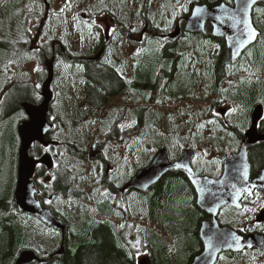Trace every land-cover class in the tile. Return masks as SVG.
Wrapping results in <instances>:
<instances>
[{
  "label": "trees",
  "instance_id": "trees-1",
  "mask_svg": "<svg viewBox=\"0 0 264 264\" xmlns=\"http://www.w3.org/2000/svg\"><path fill=\"white\" fill-rule=\"evenodd\" d=\"M223 0H218L216 3H208L207 1H199L197 3L206 4L212 6ZM192 5H190L191 7ZM253 18L255 23L257 19L262 23L259 29L260 35L254 45H252L234 64L230 61V55L222 41L215 40L207 35H194L190 43L194 44V47H201L203 58L206 60V69L204 73H201L202 93L195 94L194 96L201 104L208 101H214V96L220 97V92L216 91L217 87L207 88L206 78L207 75L217 74L218 78H230V80H236L239 77L250 82L249 87L244 92L242 101L245 105H249V111L243 119L244 126H242L241 132H239V123L236 122V115L233 118L232 125L226 127L223 123H218V126L210 127L206 125L205 112L202 111L196 114L197 119H201L202 125H197L194 129L192 124L188 123L190 129L186 130L188 135L181 137L185 131L182 121H178L180 118H175V123H172V128H176V131L169 133L162 131V125L166 120L165 114L162 115V122L158 123V119L151 110L150 118L153 126L157 127L156 132L153 131L154 136L151 137L150 142L155 143L156 149H169L168 144L177 141V148L175 152L169 151L171 160H176L181 155L185 147L192 148L197 151L199 148L197 145H206L205 151L208 152L210 148H216L215 146L223 147L228 146L227 143L220 141L223 133L234 134L239 140L242 139V132L247 127L250 121V115L254 107L260 103L264 106V1L256 6ZM41 15V14H40ZM184 16V15H183ZM187 16V15H185ZM256 18V19H255ZM16 21V16L10 23V26ZM209 32V29H208ZM205 41L208 43H202ZM179 43V42H178ZM219 43V44H218ZM58 41H53L49 45H44L41 51H38V57L40 61L46 58V55H50V59H55L57 55L63 56L61 47H59ZM184 45V42H180ZM11 43L6 42L0 38V56L4 57L2 50L11 51ZM50 48V52H47V48ZM176 46V43H172L169 48H164V61L161 59L154 60L152 64V71L148 72V78L152 77V73L156 69V62L166 63L167 67L177 66V70L180 66H185L186 55L181 54L180 51L186 48ZM12 53H8L13 55ZM67 55H69L67 53ZM7 57V56H6ZM5 57V58H6ZM13 58V56H12ZM160 58V57H159ZM250 59V60H249ZM189 60L196 62L193 53H190ZM190 63V62H188ZM68 64V63H67ZM151 65V63H149ZM75 65V64H73ZM69 64L67 72H65V83L60 79L55 78L54 85L61 87L63 91L66 90L65 94H71V107L66 106L65 94H56L53 87V103L52 106L58 105L60 113L55 116L53 115L54 121V132H64L65 138L63 140L54 141L56 146L52 147L57 150L56 154H52V168L50 170L52 180L49 183L52 194V200L60 203L61 211L56 209L52 203L48 204L44 200L43 192L45 187L39 183V179L43 177V173L46 172V168L39 166L36 168L34 181L39 190L37 198L40 200L43 207H46L52 211V213L60 219L65 225V231L62 233L58 230H54L42 224L39 220L34 217L18 213L12 203L13 191L15 188L16 180V167H17V148L18 138H16V147L13 151V162L14 169L13 174V186L11 196L8 198L5 195L4 190L7 188L6 181L2 186L0 192V244L3 246V250L0 252V264H15L18 256L25 251H30L35 254L39 261H34L32 264H138L136 263V256L139 253H148L150 264H175L172 254V250L167 243L168 238L176 240V238H183L184 243L196 241L199 245V250L192 254L188 263L192 261L194 257L199 255L201 252V243L198 238V227L199 222L207 219V215L202 213L195 204L194 191L187 181L186 177L179 172L168 173L164 178L154 187L146 192H138L130 190L128 192L120 193V184H114L106 179L104 171L100 192L105 191L106 196L103 200H100L96 196H90L88 190V182L92 175L91 164L96 163L90 159L88 146L91 143H95L94 146L99 155V162L104 163L103 157L106 154L114 155V149L111 145L119 144L115 141V137L120 136L123 141H126L128 137H134L135 133L124 132L122 135L118 134L119 127L113 125L107 131V134L102 140H96L93 138L96 133L101 132V129L105 127H98L93 132V124L76 122L74 127L71 129H64L62 123L58 120V116L64 111V108H68L69 113L78 112L77 109L81 110L87 118L91 117L93 121V113L98 111L105 103L112 99H119L126 90L127 74L121 69L115 70L111 66L106 68H97L95 64H87V72L85 74V91L81 88L82 93L79 98L70 93L69 85L76 81L77 74L74 73L75 67ZM188 66V64H187ZM9 69V68H8ZM119 71L121 73H119ZM188 71H191L188 68ZM8 72V71H7ZM6 72V73H7ZM14 74V72H12ZM63 74V76H64ZM246 75L248 77H246ZM37 80H39V73L36 74ZM166 76V75H165ZM164 76V77H165ZM13 79H0L6 85L7 89L0 100V121H3L7 117L16 114L18 117L22 115L21 104L29 103L38 105L41 102V97L38 95H32L31 87L25 86L24 81ZM20 82L25 88V92L19 91V88H14L11 96L7 98L12 86L11 83ZM232 86V85H231ZM231 86L222 94L223 98H228V93L231 91ZM18 90V91H17ZM203 95V96H202ZM175 96V95H174ZM180 96V95H179ZM191 97V96H189ZM188 97V98H189ZM184 98V99H188ZM202 98V100H200ZM69 100V99H68ZM175 101V99H173ZM81 102V104H79ZM189 102V100H188ZM65 103V104H64ZM213 103V102H212ZM10 104V105H9ZM7 105H9L7 107ZM143 106V105H142ZM53 109V107H52ZM146 110V109H145ZM144 109L137 110L138 122L137 126H140L143 122H146ZM177 112L172 114L175 116ZM237 114V113H236ZM168 115V114H167ZM200 117V118H199ZM56 118V120H55ZM243 118L239 114V119ZM23 120V119H22ZM59 121V122H58ZM107 123V122H106ZM105 123V124H106ZM176 123L178 125H176ZM90 124V125H89ZM104 124V125H105ZM174 124V125H173ZM159 126V127H158ZM208 126V127H207ZM260 131L264 129L263 123L261 124ZM184 129V130H183ZM82 132V133H81ZM94 133V134H92ZM190 137L191 142H185L186 137ZM169 137V138H168ZM209 137V138H208ZM153 141V142H152ZM121 142V141H120ZM144 142H140L137 149ZM121 144V143H120ZM238 144V143H237ZM136 146V145H135ZM154 146L149 145V152ZM197 146V147H196ZM134 151L138 153V150ZM120 151L119 147L116 149ZM131 151V150H130ZM156 151V150H155ZM155 151L152 156L141 168L147 166L153 158ZM220 152V149L218 150ZM43 147L36 144L35 149L29 153L30 157L39 159L42 156ZM129 152L126 151L125 153ZM203 152V153H206ZM229 152V151H228ZM228 152H221L226 154ZM197 153H202L201 150ZM223 157V155L221 156ZM199 159L194 161L195 168L203 173L199 175H211L207 172L206 167L203 165V161ZM249 161L252 165V177L264 167V144L253 147L250 150ZM142 162V161H141ZM200 162V163H199ZM201 166V167H200ZM116 168V167H115ZM140 169V168H139ZM14 171V173H13ZM135 174V173H134ZM133 174V175H134ZM129 179L127 180V182ZM124 183V182H123ZM250 204V201L245 199V207ZM252 216H250L251 218ZM249 219H245L246 223ZM164 222V227L161 225ZM230 227V226H229ZM232 227V226H231ZM158 231H162V235L165 236V240L160 239ZM138 242V247L135 243ZM185 244V245H187ZM63 248L62 255H57L54 251L55 246ZM239 255V264L246 258ZM235 262V261H233Z\"/></svg>",
  "mask_w": 264,
  "mask_h": 264
},
{
  "label": "rangeland",
  "instance_id": "rangeland-1",
  "mask_svg": "<svg viewBox=\"0 0 264 264\" xmlns=\"http://www.w3.org/2000/svg\"><path fill=\"white\" fill-rule=\"evenodd\" d=\"M105 1L106 0H51V2L48 3L49 10H47L46 6L43 5L42 0H0V38L8 43H11V51L2 50L4 57L0 56V79L8 80L10 78H17L18 76L20 79L17 80H22L24 81L25 86L31 87L32 95H38V97H40L42 84L49 78L51 64L49 55H46V58L43 60V62L40 61V58L38 57V51H41L42 46L48 45L53 41H58V45L61 47L60 50L65 49V52L74 58L96 57L98 53L95 51L97 44L95 35L97 36V33L94 31V35L93 30H91L93 29V23H91V21L101 18L105 14L104 12H101L103 9H109V12L114 15L115 19L121 20L123 19V11L127 9V6L130 10V2H139V6H141V0H130V2L129 0H111V4L107 6H105ZM199 1L204 0H148V18L154 21L158 30L167 31L176 20H179L183 16L182 12L187 13L190 3ZM205 1L208 3H216L218 0ZM226 1L229 2L228 0ZM255 10L256 9H254V13ZM15 16L16 21L12 24V26L8 27ZM256 21L257 23H255L254 20L255 26L258 24L257 27L262 29V23H260L258 19ZM98 22L102 28L103 25L100 20ZM110 31L109 32L111 34L109 35L108 43L112 44L113 40L115 41L112 44L113 47L107 49V56H109V61H111L112 58L115 59V62L113 63L118 68L120 65H122L121 62H125L126 65L127 60L132 58L133 55L138 52V50L130 49L128 52L127 50L124 51L122 48L118 47L117 43H119L118 41L121 39H118L117 36H113L112 30ZM134 35L138 38V32L134 33ZM187 39L188 37H185L180 42H183ZM203 43L206 42L202 41L201 44ZM206 44L208 45V43ZM201 47L198 46L194 50L193 55L196 62L189 60L190 53L185 54L187 59L186 63L184 64L185 66H180L178 68L175 77L171 82L166 81L167 84L169 83L167 86L165 82L164 87L166 86L167 89L165 88L162 91L157 102L154 100L152 102L149 101L143 103L142 106L138 101H136L138 96L135 97L133 94L130 95L128 93H124L119 99H112L108 103V106L111 108L94 112L92 122H90L92 118H87V116L84 115V113L79 109H77L78 112L76 114L75 112L69 113L68 108H64V111L58 116V120H60L64 129H71L74 127L73 125L79 121L84 124H93V132L96 131L99 126H104L105 128L101 129L99 135L96 133V135L93 137L96 140H102L107 134V131L113 125L119 127L118 134L120 135H122L124 132L130 133V131L135 133L134 137H128L126 141H123L120 136L114 138L116 139L115 141L119 142V144L115 143L111 145L114 149V155L109 154L108 152L106 157H103L105 160V165L104 163L101 164V162L98 160L99 155L102 153L98 154L96 151L97 149L94 146L95 143L93 142L88 146L90 159L93 161L97 160L96 163L91 164L90 168L92 175L87 184L90 196H96L100 200H103L106 196L105 191L100 192L101 185L104 183L102 182L103 174L101 175V170L104 171L103 173H105L106 179L109 182H113L116 185L121 183L120 187H122L127 182V180L139 170V168L146 164V162L152 156L153 151H157V146H154L155 143H147L148 139L150 142L151 137H156L154 136L153 131L156 132L157 127L153 126V123L151 122V111L155 113V115L157 114L156 117L158 119L159 125L162 122V115L165 114L164 118L166 120H164V124L162 125L161 129L163 132L169 133V135H171L172 131H176V128H172V123H175L174 119L180 118L179 120L182 121V125L185 128V131L181 137L189 134L186 132V130L190 129V127H186L188 126L189 122L192 124L193 129L197 125L203 124L201 121L203 118L199 117L200 119H197L196 114H199L198 112L202 113V111H204L205 119L207 120L210 107L212 106L211 105L209 107L211 101L201 104L198 101L199 99H196L194 96L195 94H203L201 89L203 84L201 83L200 79L202 75L201 73H204L206 69V60L202 56L204 52H201ZM13 49V55H7L8 53H12ZM60 58L61 56L59 55L55 57L56 64L54 73L56 78L60 79L62 82L64 81L63 83H65L66 77L64 73L67 72L69 64H73L66 59L62 60ZM143 58L145 61L146 70H142L145 72L152 71L151 66L154 64V60H156L158 56L153 52H147L143 55ZM149 63H151V65ZM73 66L75 67V69H73L74 73H76L78 76V67L75 65ZM170 68L171 66H169V69ZM188 68L191 71H188ZM12 72H14V74H12ZM37 73H39V80H37ZM246 77L248 76L246 75ZM212 83H214V75H211L210 84L212 85ZM249 85V81L244 79L239 80V77L236 80H228L225 88L227 87L229 89L231 86V91L227 95L231 103H226V101L222 98L214 96L213 98H215V101L220 102V107L222 106L226 109V113L224 115L218 116V112L215 110V117L211 116V118H215V120L219 119L223 122H227L229 125H232L233 118L236 115V122L239 123V126L236 127H239V132H241L240 130H242V126H244L243 119L247 115L251 106L249 105L251 102L248 105H245L242 101L244 92L247 90ZM10 86H12V88L8 93L7 98L12 95L15 87L19 88V91L21 90V92H25L23 91L25 90V88H23L24 85H22L20 82H13L10 84ZM69 87L71 91L70 93L76 95L79 102V98L82 93L80 84L77 81H74L69 85ZM6 89V85L0 80L1 95L5 93ZM54 90L57 95L66 93V90L63 91L62 89H59L56 84L54 85ZM25 93L27 94V92ZM65 96L68 97L69 100L65 98L66 104H64L69 106L70 109L72 105L70 100L73 99V96L68 93L65 94ZM149 97L150 95L148 94L147 98ZM175 98L179 99L173 101ZM200 100H202V98ZM79 104H81V102ZM260 104L263 105V103ZM9 105H7V107ZM140 106L146 109V112L144 113L146 122H143L140 124V126H137V110L141 108ZM56 107H58V105L53 106V114H55V116L60 113L59 108L55 110ZM174 111H178L175 116L172 114ZM239 114L241 116L243 115V118L239 119ZM18 119L19 121L17 120L16 114H14L7 117L3 121H0V192L3 190L1 184L6 181L7 188L4 190V192L8 198L11 196V189L14 181L12 169H14L15 165L12 155L16 147L17 123L21 122L22 119L25 120L26 118H24V114L22 113ZM51 119L53 121V118ZM262 123L264 127V113L261 124ZM176 125L178 124L176 123ZM248 125L242 133L247 130ZM220 137V141L222 143L228 142V146L223 147L222 144L220 146H215L216 148H210L209 151L206 152L204 149V147L207 148L206 145H197L199 147L197 151L201 150L202 153L199 154L193 149L195 154L192 158V164L195 165L194 161L198 160L200 155L207 172L213 175L214 170L215 173H217L221 165L220 157L222 155L224 157L226 154L228 156L229 154L226 153L224 155L221 152H228L230 150L229 146L236 147L238 142L237 137L232 133L228 135V133L224 132ZM50 138L54 141L63 140L65 138L64 132L61 133L59 131L56 134L54 133ZM189 141L191 142V139L187 136L185 142ZM140 142L144 143L138 150L137 147L139 146ZM149 145L154 146L150 153H148ZM168 146V150L175 152L177 148V141L175 140L172 144L169 143ZM118 147L120 151L116 150ZM136 149L138 150V153L134 152ZM219 149L220 152L218 151ZM128 150L129 152L125 153ZM43 153L54 155L57 153V150L55 148L43 149ZM194 169L197 174L203 173L196 168ZM43 181V178H41L40 182L45 186V191L43 192L44 200L48 204L52 203L56 209L61 211L60 203L55 202L56 200H52L53 198L52 194H50V186L46 185ZM260 200L261 198L259 200L256 199L255 202H250V204L247 205L243 211V221L245 219H249L246 223H243L242 229L245 233L250 232L249 229L252 226V220L254 219L255 212L259 206L264 205L263 201L261 200L260 202ZM250 216L252 217L250 218ZM161 225L164 227L165 223L161 222ZM161 233L162 231H158V235L163 241V239L165 240V236H163ZM182 241H184L182 237L176 238V240H173L172 238L167 239V243L172 250L171 255L173 256L175 264H187L191 255L199 250V245L196 241L192 242L191 244H189L190 242L187 244ZM2 246L3 245L0 244V252L3 250ZM135 246L138 247V242L135 243ZM58 249L59 246L56 245L54 251H57ZM244 257L246 258L247 256ZM143 258H149V254L145 252L139 253L136 256V263H138ZM254 258L256 259V254H249V256L243 260L241 264H256L255 260H253ZM222 263L223 261L219 258L218 264Z\"/></svg>",
  "mask_w": 264,
  "mask_h": 264
},
{
  "label": "water",
  "instance_id": "water-1",
  "mask_svg": "<svg viewBox=\"0 0 264 264\" xmlns=\"http://www.w3.org/2000/svg\"><path fill=\"white\" fill-rule=\"evenodd\" d=\"M264 0H232V6L220 2L214 6L195 4L185 20L184 30L192 34L204 33L207 25L211 27L213 38L222 39L230 51V59L235 63L242 54L254 45L260 35L253 23V10ZM179 28L169 35V39L178 40ZM52 81V71L49 79L42 86V102L38 106L28 103L22 104L27 120L17 127L19 137L18 165L16 172V186L13 203L20 213L29 214L44 225L60 232L65 231L64 223L49 209L41 206L36 195L38 190L32 181L37 163L51 168L49 156H43L38 162L29 156L36 143L43 147L51 145L46 141L47 135L53 131V125L47 120L52 94L49 90ZM262 116V107L254 108L250 127L244 134L237 153L224 160L222 173L218 179L197 176L192 167L193 152L186 150L180 160L171 162L165 149L159 150L151 163L139 170L121 192L136 189L146 192L157 185L165 175L172 172L182 173L195 193L196 207L211 216V223L203 221L199 227L198 236L202 244V251L194 257L190 264H216L222 253H241L244 250L259 248L264 250V237L259 234L249 235L247 238L239 235L229 227H221L217 215L228 206L241 209L240 201L244 197L252 198V192L258 190L264 196V169L251 179V165L249 163V149L259 143H264V134L257 133V124ZM50 179L47 178L46 182ZM264 220V217H260ZM63 248L57 255H62ZM39 261L33 252H22L15 264H32ZM138 264H150L144 258Z\"/></svg>",
  "mask_w": 264,
  "mask_h": 264
},
{
  "label": "flooded vegetation",
  "instance_id": "flooded-vegetation-1",
  "mask_svg": "<svg viewBox=\"0 0 264 264\" xmlns=\"http://www.w3.org/2000/svg\"><path fill=\"white\" fill-rule=\"evenodd\" d=\"M147 1L148 0H141L140 1L141 6H139V2L135 3L134 1L130 2V0H129V2L131 3V8L129 10V8L127 6V9L125 11H123V16H122L123 19H121V20L115 19L114 15L109 12V9H103L101 12H104L105 14L101 18H98V19L91 21V23H93V29H91V28L90 29L93 30L94 35H95L94 31H96V33H97V36L95 35V39H97L95 51H96V53H98L96 57L73 58L71 56H68L66 54V52H64L65 50H63V49L61 50L63 56H61L60 59H62V60L66 59L67 61L69 60L70 62L75 63V66L78 67L79 71H77L78 76H77L76 81L80 84V88H84V91H85V86H86V82H85L86 81L85 80V74L87 72L86 67H87V64L93 63V64H95V67H97L99 69L106 68L107 66H109V67L111 66V68H113L115 70H118V69H121L120 71L124 70V72L127 74V77H125L126 82H127V87H126L125 93H128L130 95L133 94L135 97L138 96L136 101H138L140 103V105H142L143 103L149 102V101L152 102L153 100L155 102H157L162 91L165 88L167 89L166 86L169 83L167 84L166 81L171 82L172 79L175 77V74L177 71V66L171 67L169 69V66L167 67L166 63H162V62L158 61V63L156 62V64H155L156 69L154 72H151L152 77L149 79L147 77L148 72H145L142 70V69L146 70V68H145L146 65H145L143 55L147 52H153L158 56L157 59H161L164 61V55H163L164 51L163 50H164V48H169L172 45V43H176L175 47H177V45H179L182 48L187 46L186 48H184L181 51L179 49H177V51L181 54L194 53V50H195L194 44L190 43L191 41H193L191 39L192 35L185 32V30H184V27H185L184 20L185 19L182 22H179L178 20H176L170 26V28L167 31H163V30L160 31L155 26L154 21H152L148 18L149 11L147 9ZM231 1L232 0H230V3H231ZM49 2H51V0H49ZM129 2H128V4H129ZM42 3H43V5L46 6V9L49 10V5L46 4L44 0H42ZM110 4H111V0L105 1V6L110 5ZM101 12H99V13H101ZM99 20L103 25L102 28L100 27V24L98 22ZM177 27L179 28L178 40L174 41V40L169 39V35L172 34L176 30ZM205 29L206 30L204 33L194 34V35L201 36V35H207V33H209V35L211 37L210 28L206 26ZM208 29H209V32H208ZM110 30H112L113 36H117L118 39H121L120 41H118L119 43H117L118 47L122 48L124 51L125 50L128 51L130 49L138 50V52H136V54L133 55L132 58L127 60L126 65H125V62H121L122 65H120L118 68L113 63V62H115V59L112 58L111 59L112 62H111V61H109V56H107V49H109L110 47H113L112 44L115 41V40H113L112 44L108 43V38H109V35L111 34ZM136 32H138V38L135 37V35H134V33H136ZM185 37H188V39L183 41L184 45H181L180 41ZM213 39H215V38H213ZM215 40H219V39H215ZM219 41H222L224 46H225V43L223 40H219ZM51 47L52 46H49V48H51ZM49 48H47V52H50ZM228 52L230 55L229 50H228ZM120 71H119V73H121ZM211 75H214V83H212V85L210 84ZM206 80H207L206 81L207 88L211 89V88L217 87L216 91L220 92V98L225 100L226 103H231V102H229L228 99L222 97V94L225 91L227 92L228 88L227 87L225 88V86L227 84V81L230 80V78H224V77L218 78L217 74L210 73L207 75ZM165 82H166V86L164 87ZM233 83H232V85H233ZM60 88L61 87H59V89ZM148 94L150 95L149 98H147ZM110 101L106 100L104 102L105 104L101 108H99L98 111H102L104 109L111 108L110 106H108V103ZM212 102L209 105V107L211 105L212 106L210 107L209 116L207 118L206 125H208L210 127H215V126H218L219 119L215 120V118H211V116L215 117L216 111L218 112V116L224 115L226 113V109L222 106L220 107V102L215 101V100ZM140 107H141L140 109L145 110L144 107H142V106H140ZM178 121H180V120L178 119L177 122ZM220 122L223 123L226 127L231 126L225 121L223 122L222 120H220ZM261 127H262L261 123L258 124L257 132L259 135L264 134V129L260 131ZM244 133L242 134V138L244 136ZM241 142H242V139H240V140L238 139V142H237L238 144L236 145V147L229 146L230 150L228 152L229 153L228 156L238 152ZM260 144L261 143L255 145L254 147H256ZM250 150L251 149H249V154H250ZM221 169H222V163H221L219 171L217 173H215V171L213 170L214 174L213 175L211 174L212 177H214L215 179L219 178L221 176V172H222ZM263 169H264V167H262L259 170V172L257 174H255V176H253V178L257 177ZM45 174H46V172L43 173V176H45ZM250 174L252 176V165H251ZM260 198L264 203V197L261 196L260 194H258L256 191H253L252 192V198L248 197L247 200L251 201V202L252 201L255 202L256 199L259 200ZM245 199L242 198L241 201L239 202L241 205L240 210L239 209L235 210L234 208H230L227 206L222 208L217 215V220H218L220 226H222V227H224V226H230L231 227L232 226V228H234V230H236V232L238 234H240L241 236H243L244 238H247L249 235H253V234H259V235L264 237V220H261V218H260L262 216L264 217V205L259 206V208L255 212L254 219L252 220V226L249 229L250 232L245 233L243 231L242 228H243L244 221H243L242 215H243V211L245 209ZM261 200H260V202H261ZM202 213H204V212H202ZM204 214H206V213H204ZM203 221H206L209 224H212L211 223V216H209V215H207V219L199 222V227ZM199 227H198V231H199ZM198 238H199V236H198ZM200 243H201V241H200ZM201 251H202V244H201ZM250 253L256 254V259L255 258L253 259V260H255L256 264H264V250H261L259 248H254L251 251H244L243 253H240V254L228 252V253L221 254L219 256V258L223 261L222 264H239V255H242V254L248 255ZM233 261H235V262H233ZM217 264H218V262H217Z\"/></svg>",
  "mask_w": 264,
  "mask_h": 264
}]
</instances>
